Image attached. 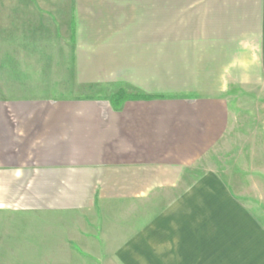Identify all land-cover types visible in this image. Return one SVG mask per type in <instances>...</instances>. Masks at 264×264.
Returning a JSON list of instances; mask_svg holds the SVG:
<instances>
[{
    "label": "crops",
    "instance_id": "0c3cea01",
    "mask_svg": "<svg viewBox=\"0 0 264 264\" xmlns=\"http://www.w3.org/2000/svg\"><path fill=\"white\" fill-rule=\"evenodd\" d=\"M260 106L264 0H0V258L264 264Z\"/></svg>",
    "mask_w": 264,
    "mask_h": 264
},
{
    "label": "rangeland",
    "instance_id": "374dc122",
    "mask_svg": "<svg viewBox=\"0 0 264 264\" xmlns=\"http://www.w3.org/2000/svg\"><path fill=\"white\" fill-rule=\"evenodd\" d=\"M137 92V91H135ZM139 93V92H138ZM246 96L247 95H244V96H241V100H240V103H242L243 101H247L246 99ZM243 98V100H242ZM231 102H230V107L231 109L234 111L235 108V104L233 103L234 102V99L235 97L233 98H230ZM261 107V108H260ZM259 108V114H260V124L262 123L263 124V120L261 118H263V114H264V109H263V106H260ZM262 116V117H261ZM0 254H3V253H0ZM70 261V260H69ZM0 264H42L41 263V260L37 259V258H33V259H24V258H6V257H2L0 258Z\"/></svg>",
    "mask_w": 264,
    "mask_h": 264
},
{
    "label": "trees",
    "instance_id": "16d2710c",
    "mask_svg": "<svg viewBox=\"0 0 264 264\" xmlns=\"http://www.w3.org/2000/svg\"><path fill=\"white\" fill-rule=\"evenodd\" d=\"M131 98V99H147V98H151V96H145L142 95L140 93H133V94H126L125 92H117V94H115L113 96V102L118 103V105H120L124 100Z\"/></svg>",
    "mask_w": 264,
    "mask_h": 264
}]
</instances>
